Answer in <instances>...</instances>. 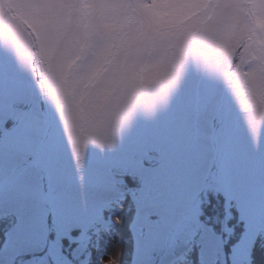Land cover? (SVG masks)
Masks as SVG:
<instances>
[{
    "label": "snow or ice",
    "instance_id": "6c2138e0",
    "mask_svg": "<svg viewBox=\"0 0 264 264\" xmlns=\"http://www.w3.org/2000/svg\"><path fill=\"white\" fill-rule=\"evenodd\" d=\"M0 264H264V0H0Z\"/></svg>",
    "mask_w": 264,
    "mask_h": 264
}]
</instances>
